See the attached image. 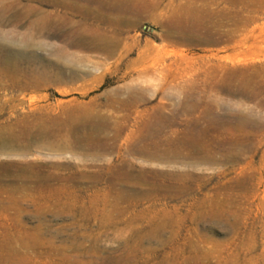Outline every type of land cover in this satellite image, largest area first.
Masks as SVG:
<instances>
[{
    "label": "rangeland",
    "instance_id": "374dc122",
    "mask_svg": "<svg viewBox=\"0 0 264 264\" xmlns=\"http://www.w3.org/2000/svg\"><path fill=\"white\" fill-rule=\"evenodd\" d=\"M0 140V264H264V0H0Z\"/></svg>",
    "mask_w": 264,
    "mask_h": 264
},
{
    "label": "bare ground",
    "instance_id": "6f19581e",
    "mask_svg": "<svg viewBox=\"0 0 264 264\" xmlns=\"http://www.w3.org/2000/svg\"><path fill=\"white\" fill-rule=\"evenodd\" d=\"M37 72V71H36ZM70 81V80H69ZM150 108V107H149ZM110 112V110H109ZM94 117H89L87 120L88 122L85 123V124H89L87 125L85 128L87 129V132L90 134V137L94 138L93 140L94 141H97V142H100L102 141L103 143L107 142V140L110 138H108L107 136H103V134L105 133V125L103 123H98L96 120L93 119ZM98 118V117H97ZM39 120V119H38ZM40 122V121H39ZM5 127V126H4ZM33 127H28L27 128V132L29 134L30 131H32ZM6 129V128H5ZM109 130V129H108ZM125 130V129H124ZM121 132V131H120ZM110 133V132H109ZM143 133V131H142ZM132 134V133H131ZM110 135V134H109ZM117 135V134H116ZM121 135V134H120ZM129 136V135H128ZM141 136V135H140ZM145 136V135H144ZM40 137V136H39ZM38 136L36 137V134H29L27 137H26V141L22 144H16V152H20L21 154L23 155H26L28 154L30 151H32V147L34 145V143H36L37 139L43 143L44 145L47 146L48 149H52V145H50V142H48L47 140H45L44 136L41 135V138H39ZM120 137V136H119ZM139 137V136H138ZM147 137V136H146ZM134 138V137H133ZM142 139V138H141ZM126 140V139H125ZM136 140V139H135ZM121 141V140H120ZM130 141V140H129ZM139 141V140H138ZM110 142V141H109ZM137 142V141H136ZM125 143V142H124ZM113 144V143H112ZM116 144V143H115ZM120 144V142H119ZM55 145V144H54ZM77 145V144H76ZM108 144H102L101 146H98V145H92V146H80L78 147V150H81L83 152H89V153H96L97 155H102L103 151L106 149V146ZM131 145V143H130ZM3 146V142L0 140V150L3 149L2 148ZM121 146V144H120ZM132 146V145H131ZM130 147V146H129ZM128 147V148H129ZM120 148V147H118ZM126 148V147H125ZM55 149V148H53ZM131 149V148H130ZM135 153H137L138 155H142V152L136 150L135 148L132 149ZM11 151V150H10ZM50 151V150H49ZM123 151V150H122ZM63 152V151H61ZM108 152V151H107ZM113 152V151H112ZM119 152V151H117ZM60 154V153H59ZM74 154V153H73ZM182 155V154H181ZM170 156V155H169ZM152 159L154 161H160L161 160V157L159 155H155L152 157ZM171 159V158H170ZM169 161V160H167ZM178 161V160H177ZM141 162V161H140ZM37 177V176H36ZM131 194V193H130ZM129 195V194H128ZM131 196H133L131 194Z\"/></svg>",
    "mask_w": 264,
    "mask_h": 264
}]
</instances>
